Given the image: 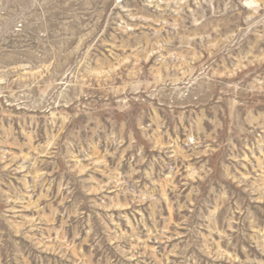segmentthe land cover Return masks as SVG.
Segmentation results:
<instances>
[{"label": "rangeland", "instance_id": "obj_1", "mask_svg": "<svg viewBox=\"0 0 264 264\" xmlns=\"http://www.w3.org/2000/svg\"><path fill=\"white\" fill-rule=\"evenodd\" d=\"M0 264H264V0H0Z\"/></svg>", "mask_w": 264, "mask_h": 264}]
</instances>
